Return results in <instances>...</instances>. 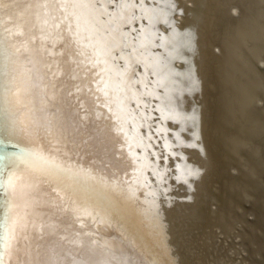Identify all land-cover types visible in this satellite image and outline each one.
Returning a JSON list of instances; mask_svg holds the SVG:
<instances>
[{"label": "snow or ice", "instance_id": "1", "mask_svg": "<svg viewBox=\"0 0 264 264\" xmlns=\"http://www.w3.org/2000/svg\"><path fill=\"white\" fill-rule=\"evenodd\" d=\"M128 2L137 25L148 20L144 7L149 12L159 8L157 17L167 11L173 24L176 15L193 11L182 0ZM118 4L121 0H111L108 6ZM98 13L103 19V0H0V100L21 133L35 129L42 141H30L21 163L0 172V264H134L130 256L118 262L97 259L111 252L107 243L97 244V221L131 231L105 189L134 199L143 177V186L156 181L163 192L168 173L162 162L175 157V173V160L181 159L166 137L179 142L181 126L189 119L195 124L194 116L178 110L176 79L183 70L161 60L145 65L148 79L137 77L133 85L137 73L128 67L133 53L144 48L134 43L114 47V36L98 23ZM132 24L127 27L136 41L141 28L133 30ZM193 42L194 30L182 25L163 46L169 50L164 55L183 59L191 55ZM185 82L195 87L190 77ZM166 122L181 131L165 128ZM85 129L88 138L82 143L97 151L87 159L69 155L74 134ZM117 154L127 161L122 174L110 171L105 161ZM36 173L50 193L43 206ZM198 174L186 165L178 179Z\"/></svg>", "mask_w": 264, "mask_h": 264}, {"label": "bare ground", "instance_id": "2", "mask_svg": "<svg viewBox=\"0 0 264 264\" xmlns=\"http://www.w3.org/2000/svg\"><path fill=\"white\" fill-rule=\"evenodd\" d=\"M110 2L103 0L104 18L98 13L97 20L114 36L113 46L134 43L136 49L144 48L133 53L128 67L129 73H137L132 84L137 77L147 80L148 72L142 69L161 60L182 69L176 79L178 110L194 116L195 124L189 119L181 126L185 131L179 142L174 136L166 137L181 159L175 160V173L171 171L175 157L162 162V170L168 173L163 192L155 187L156 181L151 187L143 186L141 177L135 198L127 197L121 210L125 194L105 189L131 231L97 221V244L107 243L111 249L97 259L118 262L130 256L134 264H264V0H182L193 11L176 15L174 24L167 11L157 17L159 8L149 12L144 7L148 20L139 25L132 24L128 0L115 7H109ZM139 15L141 11L136 12ZM128 24L133 30L141 28L136 41ZM182 25L194 30L191 55L165 56L169 50L163 46ZM153 41L161 47L157 49ZM188 77L195 87L186 84ZM164 127L181 131L175 123L166 122ZM87 138V129L74 134L70 149L75 157L86 159L97 151L82 143ZM105 161L118 174L127 164L119 154L106 156ZM186 165L199 174L178 179ZM34 179L38 183V173ZM38 191L39 183L37 196ZM143 237L150 242L142 243Z\"/></svg>", "mask_w": 264, "mask_h": 264}, {"label": "water", "instance_id": "3", "mask_svg": "<svg viewBox=\"0 0 264 264\" xmlns=\"http://www.w3.org/2000/svg\"><path fill=\"white\" fill-rule=\"evenodd\" d=\"M0 72H2V69H0ZM0 79H2V76H0ZM32 137L34 138V142H42L40 139V133L35 129L29 128L27 134L21 133L18 127L9 119L5 111L3 100H0V172L8 170V167L10 166H14L13 162H15V164L21 163L20 157L32 146V143L30 142L32 141ZM79 148L80 147L77 146L76 150ZM69 155L75 157L74 151L69 149ZM70 162H72V160ZM38 183V197L41 206H43L46 202V198L50 196V193L46 190L43 180L39 179ZM122 201L123 206L121 210L127 205L128 200L126 195L122 197ZM142 240V243L150 242V239L148 240L147 237H143Z\"/></svg>", "mask_w": 264, "mask_h": 264}]
</instances>
